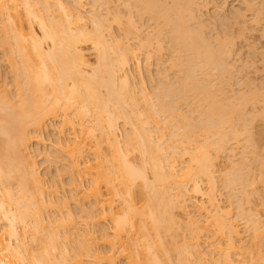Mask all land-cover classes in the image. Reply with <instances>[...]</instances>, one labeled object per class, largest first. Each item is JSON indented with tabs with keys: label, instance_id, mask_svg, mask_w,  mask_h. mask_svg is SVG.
I'll list each match as a JSON object with an SVG mask.
<instances>
[{
	"label": "bare ground",
	"instance_id": "bare-ground-1",
	"mask_svg": "<svg viewBox=\"0 0 264 264\" xmlns=\"http://www.w3.org/2000/svg\"><path fill=\"white\" fill-rule=\"evenodd\" d=\"M247 1V7L240 4L224 18L250 20L256 29L264 16V0L257 6L256 0ZM109 3L93 0L92 24L79 25L85 18L78 9L81 0L71 4L0 0V47L15 91L11 94L0 87V213L5 219L0 227V264H82L84 254L94 264H119L123 259L128 264H203L200 238L210 229L218 240L214 245L220 252L218 264H240L234 258L242 254L236 243L240 231L231 209L217 203L214 167L218 153L242 130L250 141L251 116L258 114L245 112V105L255 103L258 95L252 91L232 101L213 79L216 74L224 80L229 75L231 40L211 39L206 25L191 24L198 0H123L130 7L128 16L124 19L117 10L111 20L126 34L141 29L134 12L148 13L150 19L162 23L154 35L166 31L174 46L169 65L175 69L174 76L162 71L150 91L143 81L136 91V81L128 71L138 63L139 51L152 46L160 35L148 32L137 46L123 43L108 29L110 18L98 10ZM249 9L252 17L248 19ZM156 48L160 51L162 43ZM88 49L94 51V61ZM189 96L194 104L191 111H198L197 116L181 107ZM60 114L63 125L73 129L75 136L66 142L58 140L61 153L57 158L64 162L56 168L60 179L52 177V193L59 192L64 185L61 176L69 173L71 197L88 202L89 219L100 224L101 232L91 244L75 242L71 254L65 244L70 239L68 231L54 232L41 219L43 205L53 201L44 200L43 179L27 152L34 139L46 144L39 133ZM259 115L264 119V110ZM120 119L125 126L122 133L118 132ZM88 152L95 155L94 163L87 158ZM178 155H187L180 170ZM254 160L262 165V159ZM250 164L251 158L242 155L224 181L226 186L239 183L241 199L249 193ZM86 178L89 181L84 184ZM202 179L209 183L203 192L208 203H197V207L208 218L184 222L178 211L188 206L190 190H202ZM116 198L122 200L120 208ZM66 219L75 221L71 215L64 218L63 229L70 226ZM28 221L33 222L30 240L42 245L34 254L18 229L19 223ZM247 228L254 247L247 264H264V228L256 218L247 221ZM180 229L190 235L180 239ZM59 251L63 257H58Z\"/></svg>",
	"mask_w": 264,
	"mask_h": 264
},
{
	"label": "rangeland",
	"instance_id": "rangeland-1",
	"mask_svg": "<svg viewBox=\"0 0 264 264\" xmlns=\"http://www.w3.org/2000/svg\"><path fill=\"white\" fill-rule=\"evenodd\" d=\"M68 3H73L75 0H65ZM82 6L78 8L81 10L85 18L79 21V25L92 24L91 8L93 0H81ZM259 0H256V6L259 5ZM243 5L248 6L247 0H198V4L194 10L196 18L191 24L194 26L198 23L206 25V31L211 39L222 37L225 40H231V49L227 56V61L230 63L231 69L226 80L219 77L217 74L213 76L215 82H219L223 91L230 96L232 101L238 102L237 99L241 94L255 92L258 95L255 103H247L245 105V112H255L258 115L251 116L252 123L250 124L251 138L250 141H246V133L242 130L238 137L232 138L226 144L227 147L218 153L216 159V165L214 167L216 174V186L214 194L216 196L217 203L225 208L231 209L230 215L233 216L234 222L238 225L240 236L236 238V243L242 250V254H235L234 258L240 261V264H247V260L250 256L254 255L252 249V243L250 242V231L247 228V221L251 218H256L261 222L264 228V178L260 179L261 171L264 170V119L262 115H259L264 110V16L256 23V29L254 25L250 23V20L246 22H235L234 16L230 18H224L225 13L232 14L234 8ZM100 12L105 13V17L110 18L111 24L108 29L117 37H121L123 43H130L134 46L139 45L140 38L144 37L146 33H154L162 25L160 21L150 19L148 13H143L141 16L134 12L136 22L140 26V30L135 33L126 34L122 26L116 21L111 20L115 11H121L124 15V19L128 16L130 7L123 3V0H110L109 6L102 5L98 7ZM102 13V14H103ZM249 16H251L252 10L249 9ZM1 13H0V36H1ZM160 35V36H159ZM154 36L152 46L144 48L139 51L138 63H133L128 74L136 81V91L141 90V81L146 87L147 91L152 89L154 80H157L160 72L168 73L170 76H174L175 69L170 68V59L174 54V46L168 41V34L166 31ZM158 42L162 43L160 51L156 48ZM216 43V42H214ZM95 60V54L92 49L85 50ZM147 53H150V57L147 58ZM12 73L9 71L7 60L4 50L0 47V87L4 90H8L13 94L14 87L11 85ZM194 106L192 97L189 96L187 100L181 103V107L191 116H197L198 111L194 113L191 111ZM63 116L60 114L56 118L48 120L46 127L39 133L40 137L45 139V143H38L35 139L29 143L27 152L36 161L37 171L40 174L44 182V200H52V203H46L40 210L41 219L46 222L44 225L52 227V231L64 232L68 231L69 240H65L66 246L70 249V254L75 251V242L77 244L90 243L97 236L101 235L100 224L93 222L89 219L88 214L90 210L88 208L87 201H78L76 198L71 197V193L68 191V177L69 173L62 175L64 185L59 186V192L52 193L54 186V178L56 168L63 164L59 161L57 154L61 153L58 150L59 139L66 142L70 137H74V130L63 125ZM118 129L119 133L124 132V124L122 119ZM99 130H97V133ZM157 132V131H156ZM241 132V131H240ZM158 133V132H157ZM79 134V133H78ZM36 135V134H34ZM51 143V144H49ZM94 144V145H93ZM96 143H92L95 147ZM103 144V149L107 152L106 143ZM182 145V144H181ZM248 145V146H246ZM48 152L49 155H47ZM246 154L251 158V181L247 189L249 193L247 197L241 199V188L239 183L226 186L224 181L227 177V173L231 170L234 161L240 159L242 155ZM187 155H178L177 170H180L185 162H187ZM262 159V165L259 166L254 158ZM87 158L92 163L95 162V155L92 152L87 153ZM53 177V179H52ZM56 179H60L56 177ZM84 184H87L89 178H86ZM201 191L194 193L189 191L190 200L186 209L178 211V217L184 222L191 219H201L205 221L208 218L206 212L199 211L197 203H208L207 194L203 192L207 191L209 183L206 179L200 180ZM190 187L191 185L188 184ZM255 189V192L252 190ZM18 188L14 186V191ZM67 199L68 203L63 199ZM121 199L116 198L115 205L121 207ZM69 215L73 216L74 222H70V226L67 229H63L60 223L64 221ZM5 223V219L0 213V227ZM33 222L19 223L18 229L21 232V239L27 241L28 249L30 253H37V250L41 249V244L36 241H32L30 236L31 225ZM204 224V223H203ZM205 225V224H204ZM41 231V230H40ZM181 236L190 235L188 231L180 229ZM211 229L205 231L200 238L199 248L205 256L203 264H218L219 251L214 249V245L218 242L216 237L211 236ZM44 232V231H43ZM46 232V231H45ZM17 240H13L15 245ZM94 247H96L94 245ZM94 250V249H93ZM58 257H63L60 255ZM252 252V253H251ZM192 258H195L193 256ZM82 264H94V260L90 255H82ZM194 261V260H192ZM20 261H18L19 263ZM119 264H128L124 259L119 261ZM105 264V263H103Z\"/></svg>",
	"mask_w": 264,
	"mask_h": 264
}]
</instances>
